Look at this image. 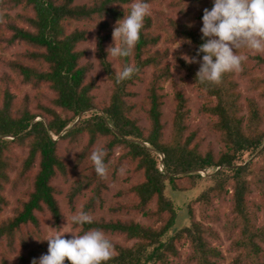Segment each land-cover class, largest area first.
I'll return each instance as SVG.
<instances>
[{"label":"trees","instance_id":"obj_1","mask_svg":"<svg viewBox=\"0 0 264 264\" xmlns=\"http://www.w3.org/2000/svg\"><path fill=\"white\" fill-rule=\"evenodd\" d=\"M164 1L146 0L149 5ZM129 2L0 0V42L13 44L21 40L37 47L36 50L23 53L24 56L21 55L18 60L0 61L7 63L12 71H18L24 82L31 83L37 89L46 86L53 94L47 104L29 96L15 102L11 89L12 75L5 72L0 76V212L9 204L3 195L5 187L19 184L18 176H10V171L16 169L15 149H28L21 161L22 178L25 179V174L36 161L39 163L33 191L26 200L22 199L21 206L15 207V215L0 225V237L13 235L27 225H37V211L45 208L49 209L56 221L61 220L62 212L55 197V186L51 184L57 173L72 183L71 196L81 195L89 189L94 191L97 187L94 197L100 196L108 176L107 179H101L96 174L90 156L97 148L95 145L98 140L106 139L107 142L101 147L107 152L105 162L108 174L112 163L120 166L126 162H135V171L142 173L143 177L132 188L138 202L132 205L120 204L118 209L126 213L135 210L151 220V223H145L117 216L114 220L94 218L91 224L75 225L81 234L91 229H100L121 236L122 240L110 239L115 254L106 264H172L170 257L179 254L176 244H183L184 241L190 242L189 261L192 264H219L222 254L208 239L216 238L218 233L206 225L205 220L210 218L207 211L203 210L201 220H198L194 207L190 206V225L170 236L169 231L176 224L177 209L172 199L165 195L167 181L175 190H188L202 180L199 170L212 168L217 170L208 178L214 180V184L203 191L197 201L200 205L203 203L204 207H210L212 198L223 196L231 183L233 219L224 229L227 236L233 238L231 247L240 250L234 264H264V226L257 225V211L249 203L252 189L248 181V177L258 170L255 182L264 186V162L256 167L257 170L253 169V160L238 164V160L243 162L241 157L247 152H258L264 160V104L259 101L264 100V76L255 75L257 66H247V60L243 63L242 75L247 77L250 89L258 92L257 97L242 99L234 72L225 73L218 85L202 84L196 80L199 66L177 55V68L188 70L193 75L205 98L215 97V101H209L201 111L213 118L209 128L219 135L225 148L214 153L208 146L203 147L204 134L189 131L190 111L183 94H179L173 135L168 140L164 139V95L160 90L162 81L171 76L172 68L166 62L169 55L167 48L158 45L161 41H191L185 44L192 46L191 54L197 57L199 46L207 38L202 39L203 34L197 28H190L185 23L169 18V24L175 28L172 30L163 24L165 21L161 15H154L152 11L151 16L145 18L140 40L132 55L123 59L113 58L106 50L113 44L112 33L117 21L130 11ZM168 3L182 6V11L185 9L183 6H190V3L201 5L199 15L202 18L204 9L211 10L214 0H170ZM17 6L24 10L17 15V19L27 24L26 27L17 24L15 17L8 12V9ZM30 9L33 13H30ZM156 13L163 14L161 11ZM74 21H97L95 54L101 65V73L90 76L91 62L83 61L89 49L81 46L88 40L89 31L81 27L80 23L70 30ZM112 21L115 22L114 27H111ZM6 31L11 32L9 36H5ZM162 31H165L164 38ZM168 31H171L170 37ZM203 55L200 53L197 59L202 61ZM254 58L258 65L264 64V55L258 54ZM115 63H118L119 68ZM125 64L135 66L138 72L131 79L118 82L116 74ZM149 68L152 69L150 74ZM101 79L111 82L112 91L108 103L96 109L94 91L100 88ZM139 82H145L147 86L144 95L150 105L147 110L148 125L140 124L139 119L132 114L137 104L133 101L136 92L132 88ZM14 103H20L18 107L21 111L14 110ZM92 108L93 114L74 122ZM244 109L247 115L240 116L239 112ZM40 114L43 118L35 120ZM59 138L69 139L75 146L83 141L71 168L58 154ZM117 149L120 151L118 156L115 155ZM181 175L188 178V185L179 186L176 180ZM153 200H156V206L149 209ZM97 205L91 204V210L96 211ZM34 259L38 264V259L32 254L27 259L23 258L22 264H33ZM65 264H70V261L66 259Z\"/></svg>","mask_w":264,"mask_h":264},{"label":"rangeland","instance_id":"obj_2","mask_svg":"<svg viewBox=\"0 0 264 264\" xmlns=\"http://www.w3.org/2000/svg\"><path fill=\"white\" fill-rule=\"evenodd\" d=\"M77 2H85L87 0H76ZM128 6L131 5L134 0H129ZM170 0H166L164 2H154L150 5L151 12L153 11L154 15L163 17L166 26H170V29L173 30V26L169 24V18L174 19L176 22L185 23L190 28H197L199 31L203 26L202 18L199 15V10L201 9V5H190L183 6L185 9L182 11V6H172L168 2ZM127 8V7H126ZM22 7H13L8 9L9 14L15 17V22L24 27L27 24L19 21L17 19V15L23 12ZM30 13H33V10H29ZM157 11H161L163 14L156 13ZM113 22V21H112ZM80 23L81 27L86 28L89 31V37L86 42H84L81 46L88 47V53L83 59V61L91 62V72L90 76L101 73V65L98 62L97 56L93 53L92 49H95L96 45V29L98 27L97 21H74L72 25L69 27L70 30L77 27ZM115 26V22L111 24V27ZM91 29V30H90ZM175 29V28H174ZM164 32L163 38H164ZM10 31H6L5 36L10 35ZM169 37L171 31L167 32ZM183 40L178 41H169L164 42L161 41L158 45L160 48H167L169 55L166 59V62L170 64L172 71L171 76L167 80H163L161 83V94L164 95V104L162 107V122L164 123V139L168 140L171 138L174 132L175 124L174 117L176 115V107L179 101V94H183L185 97L189 108V131H200L199 134L202 135L205 141L203 147L208 146L211 148L214 153H218L223 151L225 148V143L220 140L219 135L209 128L211 125V121L213 118L210 115L205 114L201 111L202 107L206 104H209V101H215V97L210 99L205 98L204 92L198 89L196 81L193 79V75L190 74L188 70L179 69L178 66V56L183 58L184 55H188L194 57L191 54L192 46L186 45ZM113 43V38L111 40ZM182 42V43H181ZM181 43V44H180ZM180 46L176 48L178 45ZM35 46H30V44L24 41H16L13 44H9L7 41L0 42V59L1 60H11L17 59L21 55L24 56L23 53H26L29 50H36ZM39 48V47H38ZM176 48V49H175ZM39 50H43L42 47ZM243 50L240 54L247 55V66H257L255 75L264 76V64L257 63L256 55H264V53H255L249 52L247 49ZM38 51V50H37ZM184 59V58H183ZM185 60V59H184ZM199 60V59H198ZM195 66L200 67V63H192ZM115 66L119 68L118 63H115ZM243 69V65H242ZM244 70V69H243ZM242 71L234 72V79L238 82V89L241 92L242 99L250 96L257 97V90L250 89L249 82L247 77L242 75ZM9 73L12 75V83L11 89L13 90V95L15 96V102L22 101L23 98L29 96L31 99L38 98L39 101L45 102L50 96H53L52 91L47 89L46 86L42 88H34L31 83L24 82L22 76L18 73V71H12L11 68L8 67L7 63H2L0 61V76L3 73ZM152 72V69H148V74ZM1 85V80H0ZM146 83L139 82L135 86H133L132 91H135L133 96V101L136 104V107L133 109L132 114L135 118L139 119L140 124L148 125V107L149 103L145 100V90ZM112 91L111 82H106L104 79L100 80V88L94 91V100L97 106L96 109H100V107L104 106V104L108 103L109 97ZM261 104H264V100H259ZM20 103H14V110L16 112L19 110ZM94 109H90L86 113L82 114L81 117L75 119L74 122H78L81 118L90 116L94 113ZM247 115V110H241L239 115ZM43 115H37L35 120L42 119ZM73 122V123H74ZM73 125V124H72ZM245 125V124H244ZM57 139L58 136H55ZM60 139V138H59ZM201 141V140H200ZM83 142V141H82ZM82 142L78 145H73L69 141V139H63L59 141L58 146V154L59 156L67 163V165L71 168L74 163L75 158L77 157L80 148L82 147ZM107 142L106 139L98 140L96 147H101ZM85 143V142H84ZM27 148L17 147L15 149L17 162L16 169L14 171H10L11 177H19V184L17 186L7 185L4 189L3 195L9 201L2 211L0 212V225L10 219L15 215V207L21 206L22 199H27L29 194L33 191L34 181L36 174L39 170V163L36 161L33 168L25 174V179L22 178L21 173V161L27 155ZM120 151L115 152V155L118 156ZM242 160H238V164H245L246 162L254 161L253 169L257 170L259 164L264 162L263 157L258 154H249L245 153L242 157ZM160 167L163 168L161 162L159 163ZM136 163H123L120 166H117L112 163L110 166V172L108 174V179L106 181V187L103 188V193L100 196L94 197V194H97V188L93 190L89 189L85 193H82L78 196H71L73 193V189H71L72 183L66 180L63 175L57 173L56 176L51 180V184L55 186V197L58 200V204L60 206L62 212V218L60 221H56L52 216L49 209L45 208L41 211H37V216L39 218V222L37 225H27L26 227H22L13 235H3L0 237V264L3 262H8V264H22L23 258H29L32 254L35 258L38 259L45 255L48 251V241L47 240H37L43 239L48 235H51L57 231H74L78 234L79 227H76L71 222V216L74 214H78L80 211H84L89 215L93 216V218H105L106 220H114L117 216L122 218H131L137 221L151 223V220L145 216L143 213H138L137 211H133L132 213H126L125 211L119 210V205L124 204H135L138 202L137 195L132 191V188L135 184H138L143 179L142 173L135 171ZM257 167V168H256ZM165 169V167H164ZM217 169L212 168L210 170L201 169L198 172L201 174L202 180H199L198 183L189 188L188 190H175L172 188V185L169 181H167V187L165 189V195L172 199L177 209V218L176 224L173 226V229L169 231V235H173L177 231L181 230L185 226L190 225L191 219L188 215V211L190 206L194 207L196 213V219L201 220V215L203 210L207 211L208 216H210L209 220H205L206 225L211 226L216 233H218L216 238L208 237L211 244L217 248L222 257L219 259V264H234V261L237 255L240 253V250H234L231 247L232 239L229 238L225 232V225L229 224L230 220L233 219V215L231 213L232 201L233 198L230 194L232 191L231 183L227 186V192H224L223 196H215L210 201V207L203 206V203L197 201V198L203 191H207V189L214 184V180L208 178L211 176ZM258 172V170H257ZM256 172V173H257ZM255 173V174H256ZM254 175H250L248 177V181L250 182L251 193L249 195V203L254 205V209L257 211L258 217V226H264V186L262 183L256 184V177ZM179 186L188 185V178L186 176H179L176 180ZM96 211H92L90 208L91 204L93 206L97 204ZM209 203V204H210ZM101 204V206H100ZM156 200H153L149 204V209L155 208ZM201 206V207H200ZM202 208V209H201ZM119 211V212H118ZM67 218V220H66ZM68 221V222H67ZM107 237L111 240H122L121 236L113 235L108 232H104ZM72 233H65V238H72ZM178 256H171L172 264H192L189 261V254L191 252L190 242L184 241V243L178 242ZM21 262V263H20Z\"/></svg>","mask_w":264,"mask_h":264},{"label":"clouds","instance_id":"obj_3","mask_svg":"<svg viewBox=\"0 0 264 264\" xmlns=\"http://www.w3.org/2000/svg\"><path fill=\"white\" fill-rule=\"evenodd\" d=\"M150 16L149 3L134 0L129 13L118 20L114 27L113 44L106 50L108 55L117 59L130 57L140 40L145 18ZM202 22V39L207 38L197 50V57L204 53L202 61L197 57L183 56L188 63H200L196 73V80L200 83L218 85L225 73L242 71L248 57L240 54L241 49L264 53V0H214L211 10L204 9ZM91 49L95 53L96 48ZM137 72L135 66L125 64L116 74V80L123 82L131 79ZM106 156L103 147L94 149L90 156L94 170L101 179L108 176ZM70 219L74 225L94 222L93 216L84 211L72 215ZM65 233H72V238H65ZM37 240L48 241V253L39 258L38 264H65L66 259L70 264H106L115 254L113 242L100 229H91L83 234L57 231ZM33 264H37L35 259Z\"/></svg>","mask_w":264,"mask_h":264}]
</instances>
